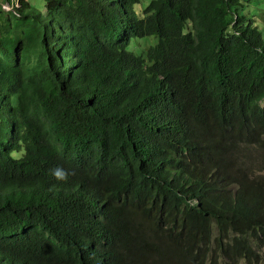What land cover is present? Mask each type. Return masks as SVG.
<instances>
[{
  "label": "trees",
  "instance_id": "trees-1",
  "mask_svg": "<svg viewBox=\"0 0 264 264\" xmlns=\"http://www.w3.org/2000/svg\"><path fill=\"white\" fill-rule=\"evenodd\" d=\"M49 1L0 9V264H264L252 0Z\"/></svg>",
  "mask_w": 264,
  "mask_h": 264
},
{
  "label": "rangeland",
  "instance_id": "rangeland-1",
  "mask_svg": "<svg viewBox=\"0 0 264 264\" xmlns=\"http://www.w3.org/2000/svg\"><path fill=\"white\" fill-rule=\"evenodd\" d=\"M23 2H27L30 7L40 10L45 16L53 15V3L49 0H23ZM143 4H145V2H143ZM18 6H20V0H0V9L4 12H9V10L16 11ZM244 12L248 17L253 19V24L257 25L264 39V0H252L245 6ZM144 39H149L151 42L156 40L155 37H147ZM141 41H143V39H136L133 43L139 42L136 44L138 47H146V44ZM3 140L5 141V138H3ZM13 156H18V154L13 153ZM215 231L216 229H214V237L217 236Z\"/></svg>",
  "mask_w": 264,
  "mask_h": 264
},
{
  "label": "clouds",
  "instance_id": "clouds-1",
  "mask_svg": "<svg viewBox=\"0 0 264 264\" xmlns=\"http://www.w3.org/2000/svg\"><path fill=\"white\" fill-rule=\"evenodd\" d=\"M53 174L58 180H65L67 178V173L59 168H57ZM247 244L249 249L259 250L264 253V232L259 230L256 237L247 242ZM241 264H244V262H241Z\"/></svg>",
  "mask_w": 264,
  "mask_h": 264
}]
</instances>
